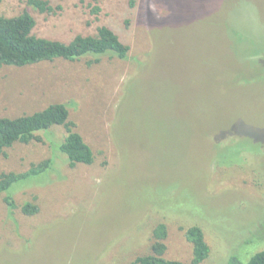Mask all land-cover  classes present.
Here are the masks:
<instances>
[{"label": "rangeland", "instance_id": "rangeland-1", "mask_svg": "<svg viewBox=\"0 0 264 264\" xmlns=\"http://www.w3.org/2000/svg\"><path fill=\"white\" fill-rule=\"evenodd\" d=\"M48 1L0 0V15L27 9L35 35L63 42L107 25L129 51L0 67V116L65 103L94 154L70 167L57 125L0 153V173L53 160L9 190L12 212L0 193V264H130L160 222L168 259L190 261V225L209 246L199 264L264 249V0Z\"/></svg>", "mask_w": 264, "mask_h": 264}, {"label": "trees", "instance_id": "trees-1", "mask_svg": "<svg viewBox=\"0 0 264 264\" xmlns=\"http://www.w3.org/2000/svg\"><path fill=\"white\" fill-rule=\"evenodd\" d=\"M27 4L41 13H54L48 0H26ZM35 19L27 9L13 16L0 15V67L2 65L25 66L42 61H52L57 58L77 60L91 55L94 61L99 56L108 54L119 59H125L129 45L121 41L117 33L107 25H99L94 34H76L68 42L40 37L33 33ZM67 105L61 102L50 103L42 109L15 117L0 116V153L15 142L29 143L32 140L41 141L37 133L47 134L52 126H62L65 135L53 143L56 150L66 155L70 167L78 163L91 164L94 154L90 145L82 135L74 130L75 123L69 119ZM48 141L51 137L46 135ZM52 158L34 163L22 172H1L0 193L10 212L16 204L9 190L15 183L29 177L38 176L52 168ZM24 214H34L38 207L34 203H24L21 206ZM153 242L148 253L138 255L130 264H199L207 259L209 246L204 232L198 225H190L184 230V236L192 246V257L189 262L164 257L167 237V227L163 222L157 223L152 230ZM228 264H264V249L248 257L246 261L231 257Z\"/></svg>", "mask_w": 264, "mask_h": 264}]
</instances>
